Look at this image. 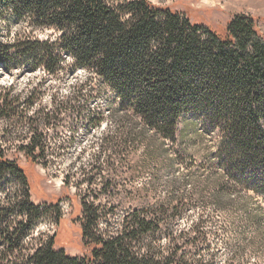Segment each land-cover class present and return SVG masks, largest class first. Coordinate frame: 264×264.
I'll use <instances>...</instances> for the list:
<instances>
[{"label": "trees", "instance_id": "obj_1", "mask_svg": "<svg viewBox=\"0 0 264 264\" xmlns=\"http://www.w3.org/2000/svg\"><path fill=\"white\" fill-rule=\"evenodd\" d=\"M0 15L8 24H28L31 31L52 30L45 38L17 35L12 42L0 41L2 65L42 66L50 76L59 66L65 78L83 72L74 91L87 88L99 97L108 90L114 100L107 108L110 118L126 138L143 143L145 154L158 159L159 173L170 178L169 204L134 208L116 229L102 230L98 210L80 203L77 219L88 252L76 258L57 251L53 234L26 264H217L214 252L204 253L205 227L177 228L178 218L201 196V180L217 209L227 208L223 194L250 198L258 215L241 214L245 227L257 231L264 225V20L236 14L224 26H213L149 0H0ZM11 50L16 54L9 55ZM69 105L80 125H100L101 118L88 116L87 102ZM8 115L0 110V118ZM43 116L45 126L48 113ZM27 124L41 137L34 133L37 124ZM189 127L194 137L186 140ZM35 140L22 147L27 158L36 149V157L43 153ZM198 141L210 155L199 170L191 162L181 171L184 151ZM0 173L17 176L29 191L26 173L1 148ZM175 175L189 182L188 193ZM107 188L105 181L99 193L106 195ZM5 209L3 204L0 213ZM34 211L26 194L17 213L30 222ZM3 237L0 232L11 247L12 238Z\"/></svg>", "mask_w": 264, "mask_h": 264}, {"label": "rangeland", "instance_id": "obj_2", "mask_svg": "<svg viewBox=\"0 0 264 264\" xmlns=\"http://www.w3.org/2000/svg\"><path fill=\"white\" fill-rule=\"evenodd\" d=\"M149 1L184 13L192 21L219 27L236 14L264 20V0ZM7 21L10 20L0 15V41L12 42L17 35L45 38L52 33V30L31 31L26 23L8 24ZM16 52L11 50L9 55ZM60 71L58 66L57 74L50 76L42 66L0 63V90H5L0 94V110L9 114L0 118V148L7 160L24 170L30 188L28 191L22 186L17 176L0 173V209L4 204V213L8 212L7 217L0 213V219L3 218L0 232L12 238L9 248L0 238V264H26V258L45 246L53 234L54 249L81 258L88 252L82 243L77 219L82 202L101 214L99 227L102 230L109 226L118 228L124 214L145 203L171 202L166 198L170 178L159 173L158 159L147 156L143 143L126 138L123 128L110 118L107 108L114 100L108 90L99 97H92L87 88L76 93L74 87L77 90L84 73L77 71L65 78ZM85 102L89 107L88 116L94 120L101 118L100 125H80L67 106ZM55 105L60 108L55 109ZM45 113L49 122L44 126ZM29 120L37 124L34 133L40 132L41 137H34L27 124ZM186 131V140L194 137L191 127ZM33 139L39 140L44 150L36 157V149L32 157L27 158L22 147L30 145ZM188 146L179 169L184 171L185 164L192 162L193 170H199L211 151L202 141L196 142V147ZM175 177L182 184L181 190L188 193L189 182H182L181 176ZM105 181H108V193L102 195L99 188ZM205 184L201 180V196L178 218L177 228L196 223L205 227L208 237L204 253L214 252L217 264H264V225L261 223L257 231L252 230L253 227L248 229L241 217L246 212L257 216L256 203L250 198L223 194L222 202L227 208L217 209L209 199ZM26 194L37 208L30 222L17 213ZM240 229L242 233L238 235ZM7 231L9 234L14 231L13 236L7 235Z\"/></svg>", "mask_w": 264, "mask_h": 264}]
</instances>
